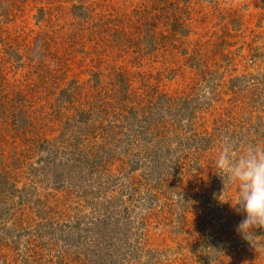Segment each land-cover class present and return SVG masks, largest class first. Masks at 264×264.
Masks as SVG:
<instances>
[{
    "label": "rangeland",
    "instance_id": "1",
    "mask_svg": "<svg viewBox=\"0 0 264 264\" xmlns=\"http://www.w3.org/2000/svg\"><path fill=\"white\" fill-rule=\"evenodd\" d=\"M225 139L264 143V0H0V264H264Z\"/></svg>",
    "mask_w": 264,
    "mask_h": 264
},
{
    "label": "clouds",
    "instance_id": "2",
    "mask_svg": "<svg viewBox=\"0 0 264 264\" xmlns=\"http://www.w3.org/2000/svg\"><path fill=\"white\" fill-rule=\"evenodd\" d=\"M212 167L224 184L219 200L243 214L244 218L236 227L237 233L251 243L258 254H264V245L256 243L264 237L254 235L257 229H264V143H248L237 150L225 139ZM229 187L235 189L233 197L223 202L220 197Z\"/></svg>",
    "mask_w": 264,
    "mask_h": 264
}]
</instances>
